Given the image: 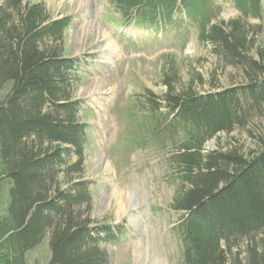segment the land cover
<instances>
[{
  "label": "trees",
  "instance_id": "obj_1",
  "mask_svg": "<svg viewBox=\"0 0 264 264\" xmlns=\"http://www.w3.org/2000/svg\"><path fill=\"white\" fill-rule=\"evenodd\" d=\"M107 1L127 23L155 27L196 21L199 39L241 70V85L197 93L192 77L177 91L176 70L168 62L159 106H149L150 117L159 116L158 134L176 147L168 162L180 181L172 207L183 211L178 225L182 264H228L237 238L264 234V140L248 152L230 142L225 149L205 152L203 147L254 112L264 117L263 46L255 44L257 31L251 34L244 22L260 17L264 0H230L239 17L213 24H208L209 0ZM69 26L70 18L53 19L38 1L0 0V85L9 84L0 101V179L8 185L0 264H23V252L46 232L53 263L104 264L108 257L100 245L118 235L109 225L90 229L88 217L78 221L75 212L91 203L86 183L67 176L61 186L56 180L71 154L82 163L86 142L80 104L72 98L78 63L63 53ZM161 107L168 112L161 114ZM260 253L247 246L244 264H264ZM231 262L236 264V256Z\"/></svg>",
  "mask_w": 264,
  "mask_h": 264
},
{
  "label": "rangeland",
  "instance_id": "obj_2",
  "mask_svg": "<svg viewBox=\"0 0 264 264\" xmlns=\"http://www.w3.org/2000/svg\"><path fill=\"white\" fill-rule=\"evenodd\" d=\"M34 1L42 3L53 19L70 18L61 43L64 55L79 64L72 98L80 104L78 120L86 124V142L82 163L71 154L66 171L57 173L56 180L61 186L68 183L67 176L73 183H86L91 203L75 212L78 221L88 217L90 229L104 224L118 230L115 240L100 245L108 257L104 264H182L178 225L183 211L172 207L180 181L168 162L176 147L174 140L158 134L159 116L151 118L149 106H159L165 91L163 74L170 62L176 70L177 91L192 77L197 93L241 85V70L199 39L196 21L178 19L146 27L121 20L107 0ZM209 2L208 24L239 17L230 0ZM244 22L251 34L257 31L253 38L264 52V3L260 17ZM8 89V83L0 85V101ZM160 112L168 110L161 107ZM255 113L241 126L217 132L205 142L204 151L225 149L229 142L244 152L254 150L264 140V117ZM6 182L0 179V218ZM49 241L46 232L36 245L24 250L22 263L57 264L52 262ZM234 242L228 264L234 256L236 264L247 262V246L264 254L262 232L254 234L253 240Z\"/></svg>",
  "mask_w": 264,
  "mask_h": 264
}]
</instances>
